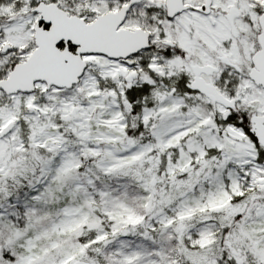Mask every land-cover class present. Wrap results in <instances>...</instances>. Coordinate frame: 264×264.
I'll use <instances>...</instances> for the list:
<instances>
[{"label": "snow or ice", "instance_id": "snow-or-ice-1", "mask_svg": "<svg viewBox=\"0 0 264 264\" xmlns=\"http://www.w3.org/2000/svg\"><path fill=\"white\" fill-rule=\"evenodd\" d=\"M0 264H264V0H0Z\"/></svg>", "mask_w": 264, "mask_h": 264}]
</instances>
